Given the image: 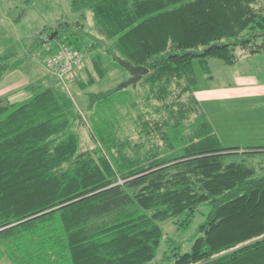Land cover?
<instances>
[{
    "label": "trees",
    "instance_id": "obj_1",
    "mask_svg": "<svg viewBox=\"0 0 264 264\" xmlns=\"http://www.w3.org/2000/svg\"><path fill=\"white\" fill-rule=\"evenodd\" d=\"M70 6L82 17L89 11L98 34L83 21L52 32L90 53L80 88L108 74L105 56L149 68L140 82L149 86L152 112L140 110L136 120L146 142L120 135V110L138 107L129 87L87 92L97 144L85 150L75 129L81 113L62 85L30 83L27 99L0 98V264H264V173L225 163L240 147L223 146L216 134L195 95L201 86L193 66L198 59L207 71L211 57L233 65L237 49L253 41L250 52L264 48V0ZM20 63L16 54L1 55L0 80ZM201 205L209 211L190 249L172 244L158 259L160 221L181 218L178 228L187 230Z\"/></svg>",
    "mask_w": 264,
    "mask_h": 264
},
{
    "label": "rangeland",
    "instance_id": "obj_2",
    "mask_svg": "<svg viewBox=\"0 0 264 264\" xmlns=\"http://www.w3.org/2000/svg\"><path fill=\"white\" fill-rule=\"evenodd\" d=\"M66 21L73 23L83 21L86 32L98 35L91 13L85 10L84 17L80 13H73L70 0H0V56L13 53L22 60L17 69L8 71L0 80V98L5 101L11 100L10 96L23 90L24 84L41 82L45 85H62L74 99L83 119V122L80 120L75 126L80 134L81 149H93L97 143L91 136L92 126L89 120L90 111L87 108L89 101L87 92L116 89L120 85L123 86L131 74L119 61L105 56L109 66L108 74L98 79L93 86L83 90L76 79L78 77H82L83 81L88 79L86 69H91V59L90 53L86 50L80 51L85 56L83 65L71 76L61 78L51 72L47 65L48 47L55 49L63 44L58 39L52 38V32L60 23ZM46 41H52L53 44ZM85 42V47H88L92 38L87 36ZM257 42L260 40L257 39ZM254 44L253 41L247 49H237L239 62L233 65L211 57L207 59L208 70L206 71L201 61L198 59L193 61L201 86L200 96L203 99L200 102L201 106L226 145L239 142L243 146H251L264 142V97L230 100L224 96L225 85L234 73H248L247 75L257 77L262 75L259 51L250 52V49L255 47ZM142 77L136 85L127 86L132 91L138 107L130 108L128 113L125 112L127 109H121L120 117H118L121 137L128 136L135 142L141 140L146 142L145 133L144 135L141 133L139 122L136 121L138 112L140 110L152 112L151 107L146 108L145 105L148 101L149 86L140 82ZM14 87L16 90L6 94L8 91L5 90ZM205 94L210 97L204 99ZM195 95L197 96V92ZM151 104H156V101L152 99ZM153 141L155 142L156 139ZM148 143L150 141L147 145ZM244 150L225 156V163L243 162L255 167L257 174L264 173V153H245ZM208 211V205H201L187 230H179L176 222H180L181 218L160 221L164 239L157 258L162 259L163 254L170 250L172 244L179 245L182 251L189 250L197 228ZM1 264L12 263L4 258Z\"/></svg>",
    "mask_w": 264,
    "mask_h": 264
},
{
    "label": "crops",
    "instance_id": "obj_3",
    "mask_svg": "<svg viewBox=\"0 0 264 264\" xmlns=\"http://www.w3.org/2000/svg\"><path fill=\"white\" fill-rule=\"evenodd\" d=\"M257 39H259L261 42L263 38H262V36H259ZM258 54L260 56L259 57V63L261 64V68H260L261 71L260 72L262 75H259L257 77L255 75H247L248 73L247 74H245V73H234L233 77L231 76V80L227 81V83L225 85L226 89L224 91V96L226 97V99L235 100V99L246 98L249 100V99H256V98L264 97V81H263L264 80L263 79L264 78L263 77V75H264V48L259 50ZM238 62H239V59L235 63H238ZM21 85H23V84H21ZM27 85L24 84L23 90H21L20 92H17L14 94L12 93L14 96H10L11 100H8V101L9 102H15L18 100L27 99L30 96V93L25 90V86H27ZM15 88L16 87L9 88V89L5 90V91H8L6 94H10L13 90H16ZM200 92H201V89L199 91H197V98L201 102L203 99L200 96ZM203 97H204V99H208L210 97V95L207 96L205 94ZM209 120L212 123L210 118H209ZM212 125L214 127L213 123H212ZM214 130L222 142V139L219 136V134L217 133L215 127H214ZM257 143H259V142H257ZM222 144L225 147H240V149L236 150V151H240V150L243 151L244 149H245L244 151H246L247 147H249V148L250 147H260V148H250V150H264V142L259 143V144H252L251 146H243V144L239 143V142H232L229 145H226L222 142Z\"/></svg>",
    "mask_w": 264,
    "mask_h": 264
},
{
    "label": "built area",
    "instance_id": "obj_4",
    "mask_svg": "<svg viewBox=\"0 0 264 264\" xmlns=\"http://www.w3.org/2000/svg\"><path fill=\"white\" fill-rule=\"evenodd\" d=\"M84 54L71 46L61 44L53 49L48 47L47 65L59 77H69L84 63Z\"/></svg>",
    "mask_w": 264,
    "mask_h": 264
},
{
    "label": "water",
    "instance_id": "obj_5",
    "mask_svg": "<svg viewBox=\"0 0 264 264\" xmlns=\"http://www.w3.org/2000/svg\"><path fill=\"white\" fill-rule=\"evenodd\" d=\"M119 63L126 68L129 73L131 74L130 78L123 83L124 87H127L129 85H136L138 81L141 79V77L149 72V68L145 66H134L131 63L125 61V60H119Z\"/></svg>",
    "mask_w": 264,
    "mask_h": 264
}]
</instances>
